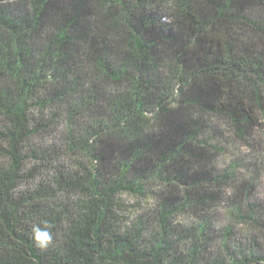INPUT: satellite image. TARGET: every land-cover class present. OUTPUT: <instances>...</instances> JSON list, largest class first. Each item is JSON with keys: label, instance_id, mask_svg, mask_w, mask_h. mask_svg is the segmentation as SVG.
<instances>
[{"label": "trees", "instance_id": "1", "mask_svg": "<svg viewBox=\"0 0 264 264\" xmlns=\"http://www.w3.org/2000/svg\"><path fill=\"white\" fill-rule=\"evenodd\" d=\"M263 127L264 0H0V264H264Z\"/></svg>", "mask_w": 264, "mask_h": 264}, {"label": "clouds", "instance_id": "2", "mask_svg": "<svg viewBox=\"0 0 264 264\" xmlns=\"http://www.w3.org/2000/svg\"><path fill=\"white\" fill-rule=\"evenodd\" d=\"M31 239L34 241L35 246L41 250L47 249L53 243V233L47 227H34L32 229Z\"/></svg>", "mask_w": 264, "mask_h": 264}, {"label": "rangeland", "instance_id": "3", "mask_svg": "<svg viewBox=\"0 0 264 264\" xmlns=\"http://www.w3.org/2000/svg\"><path fill=\"white\" fill-rule=\"evenodd\" d=\"M257 136H258L259 139L264 138V127H263L262 130H259ZM261 181H262L261 182L262 183V186L260 187L259 192L264 193V181L263 180H261Z\"/></svg>", "mask_w": 264, "mask_h": 264}]
</instances>
